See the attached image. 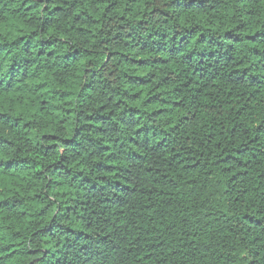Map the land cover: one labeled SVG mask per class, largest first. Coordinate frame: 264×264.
I'll list each match as a JSON object with an SVG mask.
<instances>
[{"label":"trees","instance_id":"trees-1","mask_svg":"<svg viewBox=\"0 0 264 264\" xmlns=\"http://www.w3.org/2000/svg\"><path fill=\"white\" fill-rule=\"evenodd\" d=\"M0 264H264V0H0Z\"/></svg>","mask_w":264,"mask_h":264}]
</instances>
